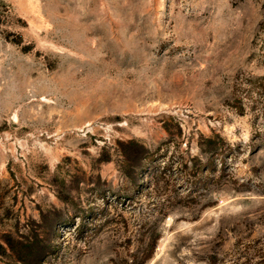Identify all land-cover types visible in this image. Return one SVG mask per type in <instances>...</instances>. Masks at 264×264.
Returning a JSON list of instances; mask_svg holds the SVG:
<instances>
[{
    "label": "rangeland",
    "instance_id": "obj_1",
    "mask_svg": "<svg viewBox=\"0 0 264 264\" xmlns=\"http://www.w3.org/2000/svg\"><path fill=\"white\" fill-rule=\"evenodd\" d=\"M263 24L264 0H0V264L260 261Z\"/></svg>",
    "mask_w": 264,
    "mask_h": 264
},
{
    "label": "trees",
    "instance_id": "obj_2",
    "mask_svg": "<svg viewBox=\"0 0 264 264\" xmlns=\"http://www.w3.org/2000/svg\"><path fill=\"white\" fill-rule=\"evenodd\" d=\"M258 38L260 39V42L262 43L261 51H262L263 56H264V24L260 28V34H259ZM241 85L245 86L244 89L242 90V95L246 94V96H247L250 93L255 92L254 90L251 89V87L248 89V87L246 85H244L243 83H241ZM243 103H244L243 98L236 99V110L240 115L245 114L244 113L245 107H244ZM154 248H155V246L149 252L148 256L146 257V260L143 261L141 264H145V262L152 257ZM255 264H264V256L262 257V259L260 261L256 262Z\"/></svg>",
    "mask_w": 264,
    "mask_h": 264
}]
</instances>
